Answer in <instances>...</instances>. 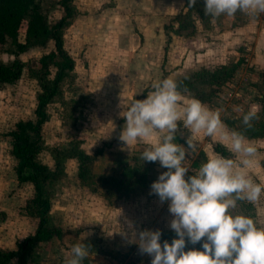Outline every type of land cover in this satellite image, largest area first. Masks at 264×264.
<instances>
[{"label":"rangeland","instance_id":"1","mask_svg":"<svg viewBox=\"0 0 264 264\" xmlns=\"http://www.w3.org/2000/svg\"><path fill=\"white\" fill-rule=\"evenodd\" d=\"M184 4L185 0L73 1L75 15L62 37L74 68L46 108L48 118L40 129L37 154L56 173L47 185L49 224L61 233L36 244L31 255L14 258L10 264H64L72 244L82 239L90 245L85 264H150L151 257L139 250L131 234L159 228L161 236H175L169 227L168 202L160 201L150 189L166 169L158 160L142 161L140 156L160 133L129 148L122 147L124 142L118 138L126 106L132 99H143L158 80L170 77L178 81L192 77L200 68L212 70L240 61L234 75L221 86L201 82L195 90H179L182 103L198 98L210 109L219 110L225 125L226 120L240 124L239 110L255 107V121L264 126V14L256 19L240 12L235 19L212 17L204 13L203 0L189 10ZM45 5L48 20L59 19L62 12L56 0ZM51 52L52 41L45 47L29 48L19 55L23 68L18 80L0 83L1 249L14 248L37 224L26 211L33 187L16 178L9 132L17 121L34 118L40 89L32 72L40 58ZM0 57L4 62L13 58L5 52ZM50 71L53 76V66ZM199 92L212 97L203 100ZM187 137L196 143L185 160L189 166L186 177L207 158L218 155L211 142L219 141L229 149L226 139L193 132L178 122L176 142L185 145ZM245 138L256 146V153L242 164L240 155L232 152L233 160L264 185V135ZM72 145L90 155L101 150L84 173L75 157L58 152ZM232 211L251 216L264 227V193L256 202L238 201ZM199 246V242L186 243V248Z\"/></svg>","mask_w":264,"mask_h":264},{"label":"clouds","instance_id":"2","mask_svg":"<svg viewBox=\"0 0 264 264\" xmlns=\"http://www.w3.org/2000/svg\"><path fill=\"white\" fill-rule=\"evenodd\" d=\"M198 0H187L192 7ZM203 11L212 17L236 18L238 12L256 19L264 14V0H203ZM245 128L258 119V110L241 108ZM125 124L118 134L123 146L142 143L156 133V139L141 152L142 161H159L166 169L152 181L150 189L160 201L168 202L169 227L175 236L161 242L159 228L142 229L131 235L139 250L148 254L150 264H264V227L248 215L234 213L238 201L256 202L264 185L236 162L214 155L202 162L195 173L187 175L186 157L196 141L176 142L178 122L193 132L217 135L229 142V150L246 164L256 153L243 131L227 129L219 110L210 109L198 98L182 103L178 81L165 77L152 85L143 99H132L126 106ZM126 235V233H121ZM199 247L186 248V243ZM90 245L84 239L72 244L64 264H85Z\"/></svg>","mask_w":264,"mask_h":264},{"label":"trees","instance_id":"3","mask_svg":"<svg viewBox=\"0 0 264 264\" xmlns=\"http://www.w3.org/2000/svg\"><path fill=\"white\" fill-rule=\"evenodd\" d=\"M48 1L50 0H0V55L5 52L13 56L8 62L2 61L0 57V83H14L18 80L23 68L19 58L21 53L31 47H45L50 41L53 43V52L43 55L39 66L32 72L40 89L36 97L34 118L17 121L9 132L16 178L19 182L31 183L33 187L26 211L37 219V224L31 234L16 242L14 248H0V264H10L14 258L31 255L36 244L59 237L61 233L58 228L49 224L51 203L47 185L56 173L50 171L47 165L37 158V154L41 147L40 129L48 118L46 108L60 93L62 81L74 68V61L64 47L62 34L74 17L75 9L74 0H56L62 13L59 19L51 23L48 20L49 8L45 5ZM184 6L188 10L191 8L187 6V0ZM188 10L184 15L188 14ZM239 63L240 61L222 64L212 70L200 68L192 77L178 80L179 90H195L196 85L201 82L212 87L221 86L234 75ZM51 66L54 67L53 76L50 75ZM262 78L264 85V75ZM197 95L203 100L212 97L209 94L203 95L202 92ZM226 123L229 129L243 131L244 136L264 135V126L259 127L255 120L250 128H245L242 123L236 124L235 120H226ZM211 144L214 152L233 159V153L224 144L219 141H213ZM58 152L64 156L75 157L81 173H84L101 150H96L90 155L77 145H72ZM126 174H131V170L126 169ZM170 239L169 234L161 236L162 241Z\"/></svg>","mask_w":264,"mask_h":264}]
</instances>
